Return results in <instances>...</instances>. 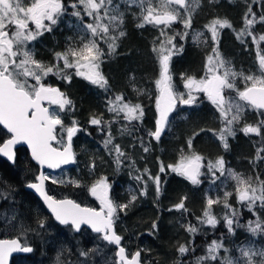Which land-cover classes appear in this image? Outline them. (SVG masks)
I'll use <instances>...</instances> for the list:
<instances>
[{"label": "snow or ice", "instance_id": "obj_1", "mask_svg": "<svg viewBox=\"0 0 264 264\" xmlns=\"http://www.w3.org/2000/svg\"><path fill=\"white\" fill-rule=\"evenodd\" d=\"M200 2L201 0H0V125L10 134V138L0 144V154L15 163L13 147L26 144L31 150L32 159L42 167L56 169L76 163V153L72 150L73 137L78 132H87V129L81 127L80 122L74 118L70 124L65 123L64 116L75 111V104L60 88L46 83V79L49 75H55L70 84L73 76H77L109 91V81L101 65L116 53L118 41L127 35L124 24L126 12L130 11L132 5L139 9L132 13L138 21L136 27L152 25L159 32L153 40L152 48L159 65L158 78L154 81L157 90L156 118L154 130H148L147 135L160 141L161 136L170 129V117L178 105H194L199 99L195 93H203L219 113L221 127L214 134L226 150L229 148L228 138L235 136L237 125L248 110L256 112L260 118L254 124L245 122L239 130L245 135L255 134L261 137L264 130V48L260 47V42H264V34L257 36L253 27L258 21L264 22V13L257 17L251 4L247 5L244 13V27L236 35L241 43H245V37H251L252 42L257 45L258 72L245 74L243 71H236L231 61L222 56L219 34L224 28H232V24L226 18L216 17L204 26L211 34L213 44L212 54L206 58L204 76L197 79L182 75L186 92H178L174 87L171 61L174 55L183 51V46H178L176 39L179 37L183 40L189 35L193 15ZM65 16L76 18V36L68 37L65 49L54 53L55 63L36 59L32 42L45 33L53 32ZM177 23L183 26L184 31L175 30L174 25ZM192 38L197 43L209 42V37L204 32L193 31ZM101 43L107 45V50L101 47ZM238 79L243 83L242 88L237 83ZM134 90L138 94L144 91L139 88ZM53 105L56 107L53 108ZM107 111L113 113L111 120L105 121L103 114H91L88 123L97 126L101 132L107 129L103 144L109 154L113 155L119 168L129 157L119 144L114 143L111 125L123 119L127 124L122 126L121 134H131L136 128L133 122L142 123L145 112L140 103H132L123 93L113 94L107 99ZM200 131L203 132L204 129L201 128ZM198 134L194 132L187 139V152L181 150L176 163H161L159 173L170 170L194 185L203 183L201 178L205 176L211 185H216L224 177L232 180L234 186L232 191L225 190L223 196L207 195L202 215L196 218L197 223L189 221L181 226L194 238L202 232L204 226L215 229L222 220L231 235H235L237 228H245L253 236H264V218L258 213V210H264V179L259 174L245 175L227 168L223 157L206 161L193 148V140ZM151 139L145 145L143 138H140L144 152L150 150ZM261 153H264V143L257 149L255 160L264 161ZM128 166L134 167V162ZM95 167L93 160L89 168ZM136 172L140 173V170L136 169ZM159 173L153 176L145 168L143 173L136 175L134 179L142 187L138 194L131 195L127 203L115 202L109 196L110 184L107 177H100L88 188L90 194L100 202L99 210L81 206L73 199H56L49 195L45 190V181L50 177L43 172L36 177L37 182L29 183L27 187L39 193L59 224L70 227L76 233L82 232V226H88L107 245H114V258L106 261V264H143L142 252L149 250L138 248L135 252H130L121 243L124 238L117 232V222L120 214H126L139 196L147 195L149 181L155 185L159 197L162 190ZM58 182L64 183L52 179L53 184ZM67 183L81 186L79 180H69ZM14 191L11 184L0 181V200L7 201ZM233 196L238 207L229 203ZM185 199L186 197L182 198L173 208L187 212ZM220 204L225 211L218 218L213 207ZM243 209L252 213L255 219L242 224L240 221ZM0 219H5L8 225L15 227L13 222L18 220V216L13 211L11 216L0 214ZM35 223L37 227L31 228L21 221L18 232H35L41 235L39 230L47 227V218L37 215ZM156 231L158 226L154 220L148 234L154 235ZM65 251L68 250L62 248L57 254L55 264H88V260L93 255L101 254L103 249L99 246L79 249V256L85 259L74 262L62 259ZM194 251L192 241L177 247L181 257ZM221 251L226 255L221 256ZM238 251V257L228 254L229 249L224 244L222 234L221 238L206 245L205 254L196 257L195 264H264V248H256L250 242L247 246L239 247ZM15 252L31 253L33 248L22 243L19 238L0 239V264H8L9 257ZM173 264L181 262L177 260Z\"/></svg>", "mask_w": 264, "mask_h": 264}, {"label": "trees", "instance_id": "obj_2", "mask_svg": "<svg viewBox=\"0 0 264 264\" xmlns=\"http://www.w3.org/2000/svg\"><path fill=\"white\" fill-rule=\"evenodd\" d=\"M121 7L123 9V6ZM241 9L243 10V5L241 7L238 0H201L200 6L193 15L192 29L189 30V35L184 39L183 51L172 57L171 72L173 84L178 92L183 90L182 75L196 76L203 67L202 56L200 58L199 54L195 53L198 52V47L192 44L195 42L192 38V32H204L201 29L202 24L205 25L206 21L212 20L216 16L226 17L237 25L240 19H242L240 16ZM135 10L126 12L124 30L127 35L118 41L119 46L116 49V53L110 58L105 59L101 65V69L109 81V91L106 92L98 86L90 85L77 78H73L70 84L58 78L59 81L56 85L75 104V111L71 112L73 118L78 120L81 127L87 129V132H78L73 137L72 144L76 153V163L71 166L73 171L70 169L69 172L67 168H62L55 172H47L45 175L59 174L64 177V171L67 170V179L66 177H62L59 180L64 181V183H57L60 188H66L69 185L75 186L74 184L67 183L69 180H79L80 182L85 177L86 184H91L102 176L107 177L110 184L109 196L115 202L127 203L131 195L134 193L138 194L141 188L140 182L134 179L136 175L140 174L136 172V169L140 170L141 167H150L149 163H152V161L161 162L165 165L172 163L176 158H179L181 150L187 151V139L194 132H197L199 134L193 140V148L197 153L204 156L205 160H215L218 157H223L227 168L245 175L254 176L259 174L261 179H264V161L259 162L257 166L252 164L251 159L246 162V159L250 155V148L242 143V131L239 130L242 126V121L237 125L235 136L228 138L229 148L226 150L220 140L216 139V135L214 136L213 134L219 126L218 112L210 103L202 100V98H199L198 103L191 106L178 105L177 109L171 114L170 129L161 136L160 141L151 139L147 135L148 130L153 129L155 121L154 105L157 90L154 81L157 78L158 63L156 53L152 51V48L153 40L158 36V32L150 25H146L144 28H137L136 23L138 21L132 15L133 12H138L137 9ZM65 27L66 25L63 28L61 27L60 31L54 29L53 32L46 33L40 41L36 42V59L45 63H52V54L65 49L68 42L67 38L76 36V32L72 29L71 32L73 33L67 34L69 32L64 31ZM262 30H264V26L254 25L253 27L254 33ZM223 34L225 38L220 49L222 56L230 60L233 67L245 69V62L249 61L252 57L247 37H245V43L240 44L234 33L227 28ZM197 45H202V43H197ZM105 50L107 49L105 48ZM51 76L57 78L55 75ZM131 78H134V80ZM62 86L68 87L64 89ZM136 88L143 89V93L138 94L134 90ZM117 93H123L126 99L132 103H140L145 112L142 123L133 122L136 128L131 131V134L119 133L117 136L118 141L116 138L114 140V143L119 144L129 157L124 165H121L119 168L114 162L113 155L109 154L103 144L107 129L105 132H101L97 126L88 123L91 114H103L105 121L112 119L113 115L107 111V99ZM117 128L121 130V128ZM201 128L204 129L203 132L200 131ZM113 129L114 125L112 124L111 131ZM120 137L121 140L119 141ZM141 137L145 145L151 139L150 150L148 152H144L141 147ZM93 160H95L96 167L90 169L89 165ZM133 162L134 167H129L128 165H131ZM17 163L16 167L21 171V176H13V179H11L9 176H12L14 172H11L8 167L7 175H5L2 172L6 166L4 168L0 165V181H5L8 184L20 182V185H22L30 180L34 174L35 166L28 159ZM76 165H78L80 172L74 170ZM159 174L162 181V190L159 197L156 195L155 200L149 202L139 196L134 206L126 214L122 213V217L125 219L130 214L125 224L126 230L130 232L132 242L126 243L123 239L121 243L132 252L138 248L148 249L149 251L142 252L143 264H156L157 261L159 264H173L174 261L183 260L185 256H180L177 252V247L180 244H186V242H184V239H178L177 235L187 232L181 225L187 224L189 221L196 224L195 219L205 206L207 195L212 197L217 195L223 196L225 190L232 191L234 186L232 180L225 179L224 177H221L223 183L217 181L216 185H211L209 179L205 177L201 178L203 183L193 185L184 177L178 176L168 170L165 173ZM20 185H17L15 188H20ZM185 197L184 203L188 211L183 212V210H180L179 212H174L179 218L176 224L174 223L172 226L174 230H177L176 234H174L164 226L165 222L163 220L166 219L164 216L168 214L166 209L179 203ZM234 197L229 199V203L233 205ZM28 206L29 209L26 207L27 210H25L29 215L26 218V226L36 228L35 221L37 215L41 218H47V221L49 220L47 213L40 207H37L36 201L30 200ZM246 217L248 219H244ZM154 220L157 223L158 231L154 235H149L148 233ZM248 220H252L251 216L249 212L243 209L240 222L246 224ZM240 229L237 228L236 231ZM209 237L211 238V236ZM209 237L202 235L200 238L202 240H199L200 245L198 247L201 249H198L197 252L200 253V256L204 255L203 244ZM249 239L245 236L244 240L240 239V244L236 242L231 243L230 247L233 251L228 254L238 257L240 255L238 248L247 246L250 242L256 248H264L262 240L250 241ZM191 241L192 244L196 242L193 237Z\"/></svg>", "mask_w": 264, "mask_h": 264}, {"label": "rangeland", "instance_id": "obj_3", "mask_svg": "<svg viewBox=\"0 0 264 264\" xmlns=\"http://www.w3.org/2000/svg\"><path fill=\"white\" fill-rule=\"evenodd\" d=\"M238 1L244 3L243 0H238ZM250 3H254V4L258 5V7H257L258 12H255L256 14L260 15L261 13H264V0H258V2L251 1ZM135 9H137L139 11V9L137 8L136 5H132L130 10L131 11H136ZM245 11L246 10L243 11L241 9L240 16H242V21L239 24L236 25V23H232V21H230V23L232 24V28H227L228 30H230L231 32L234 33V35L236 36V39H237L236 33L239 32L244 27V19H243V17H244ZM216 17L224 18V17H221V16H216ZM216 17H214V18H216ZM210 21L211 20L206 22L205 25L208 24ZM76 23H77V21H76L75 17L67 16L61 22L60 27L63 28V26L66 25L64 31H67V32H69L67 34H70V33H73V32H71V29L73 31L77 32V29L75 28ZM205 25L202 24L201 29H203L205 36L208 37V34H207L208 32H207V30L204 27ZM150 26H152V25H150ZM153 28H155V27H153ZM174 28H175L176 31H181V32L184 31L183 26L181 24H179V23L174 25ZM60 30H61L60 28L57 29V31H60ZM157 32H158V30H157ZM255 34L257 36H259L260 34H264V30L256 32ZM158 35H159V32H158ZM43 36L39 37L38 41H40V39L43 38ZM237 41H238V43L243 44V43H241V41L239 39H237ZM247 42L250 44V49H251V54H252L251 59H249V61L245 62V64H246L245 65V69H242V67H241V69L238 68V67H233V68L236 71H243L245 74H249L250 72L251 73H256V72H258V64H257V61H256L257 45L252 42V38L251 37H247ZM34 43H35V41L32 42L31 46H33ZM176 43H177L178 46H181V45L184 46V39L180 40L179 37H177ZM192 44L195 47L196 46L198 47V52H195V53H198L200 58L202 56V59H203V67H202L203 69L201 68L199 74L194 76L195 78L199 79L202 76H204V74H205L206 58H207L208 55L212 54L211 49H212L213 44L210 43V42H208V44H203L202 43V45H197V42H193ZM102 47H104V49L105 48L107 49V45L104 44V43H102ZM260 47L264 48V42H260ZM219 50H220V48H219ZM54 53L52 54V63L56 62L55 61V57H54ZM158 74H159V65H158V69H157V78H158ZM73 78H77V79L83 80V81L87 82L88 84L93 85V84L89 83L88 81L84 80L81 77L73 76ZM58 81H59L58 78H55V77H53L51 75H49L47 77V79H46V83L50 84L53 87H58L56 85V83ZM237 83H238V85L241 88L243 87V83L239 79L237 80ZM93 86H95V85H93ZM62 87L65 89L68 86H62ZM186 91L187 90L183 87V90L179 91V92H186ZM195 95H197L198 98H202V100H205V101H207L208 103H210L212 105V103L206 98V96L203 93H195ZM52 107L55 108L56 106H52ZM154 113H155V118H156L155 105H154ZM111 114L113 115V113H111ZM218 116H219V113H218ZM259 118L260 117H258L257 114L254 113V115L252 117V121H247V123L254 124ZM64 119H65V123L66 124H70L71 120L73 119V116H72L71 113H68L67 115L64 116ZM245 122L246 121L243 119L241 127H243ZM125 124H127V122L124 121L123 119L120 122L113 123L114 129L111 132H112V135L116 138L117 141H118L117 136H118L119 133H121V130L118 129L117 127L122 128V126L125 125ZM154 126H155V121H154ZM154 126H153L152 130H154ZM115 127H116V129H115ZM220 127H221V122L219 120V126H218L217 130H215V132L218 131L220 129ZM213 134H214V132H213ZM214 136H215V134H214ZM246 136L250 137V138L247 137V138H249L250 141H246L245 142V140H242V143L244 145H247L250 148V150H249L250 151V155H249V158L246 159L247 160L246 162L250 161V159H251V160L254 161V165L257 166L259 164V160H255V157H256V154H257V149L259 147H261L262 143H264V138H262V137H264V130H262V136L261 137H258L255 134H249V135H246ZM215 137H216L217 140H219L217 138V136H215ZM120 140H121V137L119 138V141ZM178 159L179 158H176L170 164L176 163L178 161ZM242 161H243V159H242ZM149 164H150V167H146V168L152 173L153 176H155L157 173H159V168H160L161 162L152 161V163L150 162ZM262 164H263V162H262ZM166 165H168V164H166ZM77 169H78V165H76L74 167V170H77ZM144 169H145V167H141L140 173H143ZM168 171L170 172V170H168ZM64 172H65L64 173V177H66V179H67L68 171L65 170ZM47 176H49L50 178L46 181L47 183L45 184V186H48V188H49V191H50L49 195H52L54 198H70V199L75 200L77 203H80L83 206H90L91 204L93 205V203L91 202V200H93V199H92L91 195L89 194V190H88V188L91 186L92 183L91 184H86V181H85L86 178L85 177L82 179V181H80V185H81L80 188H82L83 191L78 193V189L75 190V189L60 188L58 186L59 182H58V184L57 183L56 184L52 183V179H56L57 181H59L60 178H62L63 176H61L59 174H57V175H54V174L53 175H50V174L48 175L47 174ZM205 178H208V177L205 176ZM190 184H192V183L190 182ZM141 187H142V185H141ZM109 195H110V189H109ZM156 195H157V193H156L155 185L151 181H149L148 182V187H147V195L141 196V198H143V200L145 199L146 201L152 202L153 200H155ZM0 202H1V200H0ZM93 202H94V200H93ZM17 203L19 205V209L18 210L10 209V208H8V209H0V214H5L6 216H11L13 211H15V212L18 211L17 213L20 216L21 220L23 222L26 221V218L29 217L28 213H26L27 211H25V210L29 209L28 203H26V200H25L24 197H19V199H17ZM10 204H11V201H10V203H8V205H10ZM234 206L238 207V205L236 204V199H234ZM26 207H27V209H26ZM203 208L201 209V212H200V214H198L197 217L202 215ZM169 209H172V210L169 211ZM166 210L168 211V214H166V216H164V217H166V219L163 220L165 222L164 226H165L166 229H169L174 234H176L177 230H174V228L172 226H173L174 223L176 224V221L179 220V218L174 214V212H179V211L174 209L173 206L169 207ZM224 211H225V209L223 208L222 204L221 205H215L213 207V212L218 218L223 215ZM245 211H247V210L245 209ZM258 213L262 216V218H264V210H258ZM249 215L251 216L252 220L255 219V217L252 215V213L249 212ZM129 216H130V214L127 216L126 219H128ZM20 218L17 221L13 222V224L15 225V228L17 227V223H15V222H18L19 225H20V222H21ZM126 219L122 217V213H121L120 214V219L117 222V232L119 231V233L124 237V241L126 243H130V242H132V240L130 238V236H131L130 232L128 230H126V224H125ZM244 219H248V217H246ZM0 222H5L6 223V220L5 219H0ZM195 223H197V219H195ZM7 226L8 227L9 226L13 227L12 225H8V224H7ZM17 228H19V227H17ZM45 229H47V232H45V231L41 232L39 230L41 235H37L35 233L37 235V239L40 240V241H38L39 242V251H38V253H36L34 255V258H33L35 260V262H36L35 264H55V258L57 256V254L61 251L62 248L68 250V251H65L63 256H62V259H66L68 262H74L77 259L83 261L85 258L79 256V251L78 250L79 249L87 250V249L94 248V247H97V246H99L101 249H103V252L101 254H98V255H93L88 260V264H106V261H110L111 259L114 258L113 250L110 247V245H107L106 242L102 241L98 237V235H92V234H90V233H88L86 231H82L79 234L78 233L74 234L73 231L70 230V232H67V235H68L67 236V235H63V234H60V233L63 232L62 229L68 231L69 228L68 229L67 228H63V227L62 228H55V227H52V226H47ZM49 230H50V232H49ZM58 230L60 232H57ZM51 232H52V235H51L52 237L51 238H48V237L45 238L44 237L45 234L46 235L48 233L51 234ZM201 234L204 235L205 237L211 236V238L210 237L207 238L206 242L203 244V246H204V253L203 254H205L206 245L208 243H210L214 239L221 238L222 234H223V238H224V244L229 249V252L233 251V250H231V247H230L231 245L230 244L231 243L233 244L235 242L237 244H240L241 243L240 239L244 240L245 236L250 238L249 239L250 241L251 240L252 241L253 240L256 241L257 239H259L260 241L262 240L263 243H264V236H262V235L253 236L250 232L246 231L245 228H241L239 231H235V235L229 234L227 232V229L224 226L223 221L221 220V222L216 226L215 229L211 228L210 226H204L202 232L195 235L194 239H195L196 242L192 244V246L195 248V251L194 252H190V254L188 256H185L183 258V260L180 261L181 264H195L196 257L200 256L199 255L200 253H198L197 250L201 249V248L198 247L200 245L199 240H202V239H200L202 237ZM63 236H65V237H63ZM177 236L179 237L178 239H180V240L184 239V242H186V243H188L192 239V236H190L189 233L188 234L187 233H183V234H179ZM48 245L50 246L51 249L45 250L46 248H44V247H47ZM234 250H237V249H234ZM130 252H132V251H130ZM224 255H226V254L223 251H221V256H224ZM214 263L215 262H213V264ZM28 264H33V263H28Z\"/></svg>", "mask_w": 264, "mask_h": 264}, {"label": "flooded vegetation", "instance_id": "obj_4", "mask_svg": "<svg viewBox=\"0 0 264 264\" xmlns=\"http://www.w3.org/2000/svg\"><path fill=\"white\" fill-rule=\"evenodd\" d=\"M251 1H253V0H249V1H247V0H243V2L244 3H242V2H240V5H241V7H242V5H243V11L244 10H246L247 9V5L248 4H251L252 5V8H253V11L254 12H258V10H257V7H258V5L257 4H254V3H250ZM67 16H65L64 17V19L66 18ZM242 17V16H241ZM257 17H259V14H257ZM224 18H226V17H224ZM63 19V20H64ZM226 19H228V18H226ZM229 20V19H228ZM209 21V20H208ZM208 21H206V22H208ZM242 21V19H240V21H239V23ZM61 24V23H60ZM60 24H59V26L58 27H56L55 29H59V28H61L60 27ZM255 25H257V26H264V22H257ZM225 29L226 28H224V29H222L221 31H220V34H219V48L221 49V44H222V42L224 41V38H225V35L223 34V32L225 31ZM208 32V31H207ZM210 34H209V32H208V37H209V42L210 43H212L211 42V40H210ZM38 40H36L35 41V43H34V48L36 47V42H37ZM221 52V51H220ZM206 55V54H205ZM203 69V68H202ZM241 69V68H240ZM202 72V71H201ZM54 106V105H53ZM248 113H246V115L244 116V120L247 122V121H252V117H253V115H254V113H256V112H254V111H252V110H248L247 111ZM247 137H249V136H246L244 133H242V140H245V142L246 141H248L249 140V138H247ZM6 138H8V135L7 134H5V132H3L1 129H0V144L2 143V141H4ZM72 150H73V152H74V147H73V144H72ZM13 151L15 152V154H16V156H15V163H8L6 160H4L3 158H1L0 157V165H2V167H4V166H6V168L4 169V171L2 172V173H4L5 175H7V168L9 167V170L11 171V172H14L13 174H12V176H9L11 179H13L12 177L14 176H21V174H20V170H18V167H16L17 165L16 164H18L17 162H19V161H24L25 159H28L27 158V154H26V152H25V150L22 148V147H16V148H14L13 149ZM75 153V152H74ZM261 155H264V153H261ZM251 162H252V164H254V161L253 160H251ZM259 162H261L260 160H259ZM73 164H71V165H69V166H67V167H64V169H66L67 168V170H69V172H70V169L73 171V168H71V166H72ZM77 171L78 172H80V169H79V167H78V169H77ZM6 172V173H5ZM44 173V172H43ZM35 174H36V167L34 168V174H33V176L30 178V180L29 181H26L25 183H23L22 185H20V182H12L13 184H11L12 186L13 185H16V186H13L14 188L15 187H17V185H20V188H15V191L11 194V197L7 200V201H4V200H1V202H0V209H8V208H10V209H15V210H18L19 209V205H18V203H17V199H19V197H24L25 199H26V203H29V201L30 200H34V201H36L37 202V207H40L41 209H43L42 208V206L40 205V203L37 201V199L29 192V191H27L25 188H24V186L27 184V183H29V182H32V181H34V177H35ZM11 175V174H10ZM8 177V176H7ZM13 181V180H12ZM16 183V184H15ZM47 182L45 181V184H46ZM65 189H75V190H77L78 189V193H80L81 191H83V189L82 188H80V187H75V186H68V187H66ZM45 190L48 192V194L50 193V191H49V188H48V186H45ZM89 194H90V192H89ZM91 195V194H90ZM92 197V196H91ZM27 199H29V200H27ZM56 199H60V198H56ZM92 199L94 200V202H93V200H91V202L93 203V205L91 204L90 206H87V207H92V208H95V209H99L100 208V202L98 201V200H95L93 197H92ZM10 201H11V204L10 205H8V203H10ZM15 201V202H14ZM83 206V205H82ZM44 210V209H43ZM20 211V210H19ZM18 211H16V213H17ZM46 213V212H45ZM17 216L20 218V216L18 215V213H17ZM18 218V219H19ZM32 219V218H31ZM20 220H21V218H20ZM22 221V220H21ZM23 222V221H22ZM15 223H17V227H19V223L18 222H15ZM23 224L26 226L27 225V221H24L23 222ZM47 226H52V227H55V228H69V230L67 231V230H64V229H62V231L63 232H61L60 234H63V235H67V232H70V230H71V228L70 227H68V226H65V225H58V224H55L52 220H51V218L49 217V220L47 221ZM15 228V227H8L7 226V224L5 223V222H0V233H2V235H0V239H6V238H19L20 240H21V242L22 243H27L29 246H31L32 248H33V252H31V253H28V254H19V255H15V256H12L11 258H10V260H9V264H28V263H36L35 262V260L33 259L34 258V256L33 255H35L36 253H38V251H39V242L38 241H40L39 239H37V235L36 234H33V232H28V233H26V234H20L19 232H18V228ZM40 231L41 232H47V229H40ZM82 231H86V230H84V229H82ZM49 232H50V230H49ZM57 232H60L59 230L57 231ZM86 232H88V231H86ZM74 234H76V232H73ZM88 233H90V232H88ZM79 234V233H78ZM91 234V233H90ZM52 232H51V234L50 233H48L47 235L45 234V238L46 237H48V238H51L52 236ZM92 235H95V234H92ZM68 236V235H67ZM63 237H65V236H63ZM111 247V246H110ZM44 248H46L45 250H49V249H51L50 248V246L48 245L47 247H44ZM44 250V251H45ZM32 254V255H31ZM32 256H33V258H32ZM29 258V259H28ZM33 259V260H32Z\"/></svg>", "mask_w": 264, "mask_h": 264}, {"label": "water", "instance_id": "obj_5", "mask_svg": "<svg viewBox=\"0 0 264 264\" xmlns=\"http://www.w3.org/2000/svg\"><path fill=\"white\" fill-rule=\"evenodd\" d=\"M46 103H47V102H45V104H46ZM0 129H1L3 132H5V134H7L6 129H4L2 125H0ZM7 135H8V138H10V134H7ZM8 138H6V139H8ZM6 139H5V140H6ZM2 143H3V141H2ZM2 143H1V144H2ZM16 147H22V148L25 150L26 154H27V158H28V160H29V161H30V162L36 167V174H35V177H34V181L29 182V183H35V182H37V181H36V177L39 176L41 172H54V171H57L58 169H61V168H64V167H67V166L71 165V164H68V165H62L60 168H56V169H49V168H47L46 166H43V167H42V166H40L39 164H37V162H36L35 160L32 159V157H31V150L28 148V146H27L26 144H18V145H15V146L13 147V149L16 148ZM0 157L3 158L4 160H6L8 163H12V161L8 160V158L5 157V156H3V154H0ZM29 183H27V184L24 186V188H25L27 191H29V192H30V193H31V194L37 199V201L40 203V205L42 206V208L44 209V211L47 213V215L51 218V220H52L55 224L61 225V224H59V222L56 221L55 218L52 216L51 211L48 209L47 205L45 204L43 198L39 195V193H37L34 189H31V188L27 187V185H28ZM91 196H92V195H91ZM92 197H93V196H92ZM93 198H94L95 200H97L95 197H93ZM60 199H64V198H60ZM68 199H70V198H68ZM81 206H82V205H81ZM86 207H87V206H86ZM97 210H99V209H97ZM82 229H84V230L90 232L91 234L98 235V234L94 233V232H93L88 226H82ZM71 230H72V229H71ZM72 231H73V230H72ZM73 232H74V231H73ZM110 246H111V248H112V250H113V255H114V253H115V246H114V245H110ZM134 252H135V251H134ZM19 254H28V253H22V252H15V253H13V254L9 257V259H8V264H9V260H10V258H11L12 256L19 255Z\"/></svg>", "mask_w": 264, "mask_h": 264}]
</instances>
